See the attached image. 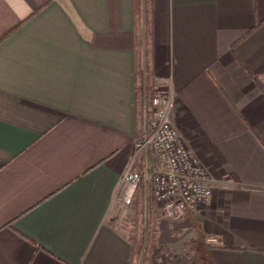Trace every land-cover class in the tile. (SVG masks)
<instances>
[{
  "label": "crops",
  "instance_id": "crops-1",
  "mask_svg": "<svg viewBox=\"0 0 264 264\" xmlns=\"http://www.w3.org/2000/svg\"><path fill=\"white\" fill-rule=\"evenodd\" d=\"M134 0H0V264H128ZM152 73L217 178L186 215L264 264V0H153ZM163 226V224H160Z\"/></svg>",
  "mask_w": 264,
  "mask_h": 264
},
{
  "label": "built area",
  "instance_id": "built-area-1",
  "mask_svg": "<svg viewBox=\"0 0 264 264\" xmlns=\"http://www.w3.org/2000/svg\"><path fill=\"white\" fill-rule=\"evenodd\" d=\"M173 103L172 93L166 104H163L161 94L156 95L153 99L154 114L149 118L145 103V129L142 136L136 139L135 152L123 174V180L134 189L141 179L146 184L151 181L162 214L176 219L188 210L208 203L218 180L196 151L186 143L174 123L171 116ZM140 152L144 153L142 172L136 164ZM148 152L156 159L152 165L148 164ZM150 167L154 168L152 172L148 171ZM208 240L211 243L216 241L213 237Z\"/></svg>",
  "mask_w": 264,
  "mask_h": 264
},
{
  "label": "trees",
  "instance_id": "trees-1",
  "mask_svg": "<svg viewBox=\"0 0 264 264\" xmlns=\"http://www.w3.org/2000/svg\"><path fill=\"white\" fill-rule=\"evenodd\" d=\"M134 32L136 36L135 50V89H136V104L140 114L143 115L144 106L146 103L147 117L154 114L153 99L158 95V86L156 78L152 73V57L154 47V8L153 0H134ZM250 77L264 94V82L260 76L245 65ZM139 159V171L144 168V153L140 152L136 162ZM154 170L153 167L148 169L149 172ZM147 188L143 179L136 186L134 197L130 202V209L135 213L133 228L129 231L128 238L132 246V255L128 264H139L143 253L142 264H152L156 251V245L159 241L160 225L159 220L162 217V212L157 205L156 198L153 192V184L148 182ZM148 191L149 199V216L146 220V193ZM146 224H148V233L146 244ZM196 223V226H199ZM201 227V226H200ZM197 255L202 264H215L211 255L212 244L207 242L206 235L200 230L198 237L194 240ZM144 249V252H143Z\"/></svg>",
  "mask_w": 264,
  "mask_h": 264
},
{
  "label": "rangeland",
  "instance_id": "rangeland-1",
  "mask_svg": "<svg viewBox=\"0 0 264 264\" xmlns=\"http://www.w3.org/2000/svg\"><path fill=\"white\" fill-rule=\"evenodd\" d=\"M139 159L140 157L138 158L136 164H139ZM155 162H156L155 157L148 152V164L152 165ZM145 187L148 190L146 183H145ZM130 202L128 206L129 212L126 223L128 231H130L133 228V222L135 220V213L130 209ZM148 205H149V199H148V191H147L146 220H148V216H149ZM157 205L159 206L158 203ZM186 213L182 217L176 219L165 217L162 214V217L159 220V225L163 224V226H160L159 241L156 245V251H155L156 253L154 255L152 264H202V262L200 261L197 255L194 240L198 237L200 230L206 235L207 242H209L208 238H210L212 235L209 234L207 231H205L202 228V226L201 227L200 225L196 226L197 222L193 218L188 217ZM145 231H146V235H145L144 246L146 244V239H147L148 224H146ZM142 262H143V253L139 264H142Z\"/></svg>",
  "mask_w": 264,
  "mask_h": 264
}]
</instances>
